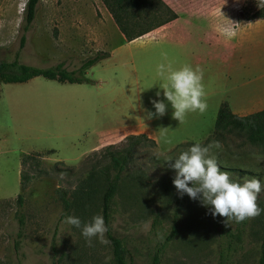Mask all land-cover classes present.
Here are the masks:
<instances>
[{
  "label": "rangeland",
  "instance_id": "rangeland-1",
  "mask_svg": "<svg viewBox=\"0 0 264 264\" xmlns=\"http://www.w3.org/2000/svg\"><path fill=\"white\" fill-rule=\"evenodd\" d=\"M162 1L177 17L127 41L99 0H39L27 30V0H0V60L11 61L18 53L24 64L76 71L88 58L108 55L85 70L88 83L42 76L0 82V264H112L108 245L95 237L89 243L80 228L64 223V216H77L83 225L101 215L103 173L112 177L118 171L104 153L94 151L114 143L124 151L134 144L124 138L140 133L156 145L141 138L132 146L118 173L110 213L127 261L256 264L264 212L239 223L213 217L200 200L178 194L170 164L193 143L219 142L210 155L222 170L233 179L256 177L264 185L263 146L239 134L210 139L221 103L238 115L264 108V17H254L264 11V0ZM224 25L235 33L231 39L221 34ZM160 63L203 69V113L188 112L180 123L168 103L165 115L145 119L147 111H155L150 99H157L156 92L165 99ZM95 143L97 148L90 150ZM48 150L54 152L44 154ZM37 152L41 155L34 154L26 168L45 172L22 190L20 158ZM169 157L173 160L165 161ZM57 161H62L58 171L53 167ZM93 167L104 170L99 192L85 210H66L60 195L70 199ZM256 203L264 209V188ZM175 214L177 233L166 241Z\"/></svg>",
  "mask_w": 264,
  "mask_h": 264
},
{
  "label": "trees",
  "instance_id": "trees-1",
  "mask_svg": "<svg viewBox=\"0 0 264 264\" xmlns=\"http://www.w3.org/2000/svg\"><path fill=\"white\" fill-rule=\"evenodd\" d=\"M101 1L108 12L110 13L115 25L127 41L134 40L144 34L154 30L165 23L175 19L177 15L162 1V0H99ZM39 0H27L24 9V30H27L33 21L36 6ZM254 17L263 18L264 11L255 13ZM24 41V36L21 38ZM108 55L106 53H99L91 58H88L82 63L76 71H68L62 65L54 67L42 68L33 65L21 63L18 60V53L11 61L0 60V82L2 83H19L25 82L33 77L42 76L50 80L68 83H88L90 80L85 76V70ZM79 72L80 75H76ZM224 134H239L243 135L245 139L254 145L264 147V108L246 115H238L230 110L226 102L220 104L214 122V133L210 137L212 140H219ZM145 139L156 145L154 139L149 138L146 134H130L126 136L125 140H132L134 144L139 139ZM122 141H120L121 143ZM133 144V145H134ZM124 151L117 150V144H109L99 152L95 150L94 154L104 153L108 158L110 165L117 169L118 173L125 168L128 157L132 152V146ZM53 150L45 151L44 154H51ZM34 154L41 155V153H25L20 158V172L19 185L23 190L29 182L42 174L41 168L28 171V161L33 159ZM62 161H57L54 164L56 171L57 164ZM37 167L38 165L35 164ZM69 168V167H67ZM67 170V169H65ZM103 169L93 167L85 178H83L78 186L73 190L70 199L65 197L62 193L60 198L66 210L71 207L76 210H85L86 206L92 202L96 193L99 192L97 181ZM116 173L110 177L108 171H104L105 182L100 196L101 215L104 217L105 224L108 231L105 233V238L109 241L107 243L112 264H131L126 258V249L120 238L113 234L110 213L113 198L118 189L119 174ZM23 197L21 194L17 196L18 204H21ZM176 214L174 215L171 233L166 237V241L177 233ZM256 264H264V236L262 240L261 249Z\"/></svg>",
  "mask_w": 264,
  "mask_h": 264
},
{
  "label": "clouds",
  "instance_id": "clouds-1",
  "mask_svg": "<svg viewBox=\"0 0 264 264\" xmlns=\"http://www.w3.org/2000/svg\"><path fill=\"white\" fill-rule=\"evenodd\" d=\"M220 31L227 39H231L235 34L227 25L222 26ZM157 74L166 81L159 85L163 89L165 99H158L161 92L157 91V99H150L155 111H147L145 119L165 115L168 103L174 110L172 118L180 123H183L188 112L203 113L206 110L207 102L204 99L205 90L202 83L204 71L199 65L193 68L190 64H184L179 68H172L171 65L160 63L157 65ZM213 146L219 148L220 144L215 142L214 145L205 146L196 142L174 157L170 167L175 170L172 183L178 194L181 197L187 194L191 199L200 200L203 206L209 208L213 217L219 215L226 217L227 221L235 220L239 223L260 215L264 209L260 208L256 201L264 188L261 180L256 177L231 178L229 172L222 170L216 156L210 155ZM172 160L173 157H169L165 161ZM64 223L80 228L81 235L89 243L94 237L100 243H109L105 238L108 229L104 217L100 214L93 216L83 225L79 217L66 215Z\"/></svg>",
  "mask_w": 264,
  "mask_h": 264
},
{
  "label": "crops",
  "instance_id": "crops-1",
  "mask_svg": "<svg viewBox=\"0 0 264 264\" xmlns=\"http://www.w3.org/2000/svg\"><path fill=\"white\" fill-rule=\"evenodd\" d=\"M101 2V1H100ZM106 8V7H105ZM110 14V13H109ZM111 16V15H110ZM240 115V114H239ZM244 115V114H243ZM110 131H114V130H110ZM97 144L95 143L91 148H90V150H92V149H94V148H97Z\"/></svg>",
  "mask_w": 264,
  "mask_h": 264
}]
</instances>
